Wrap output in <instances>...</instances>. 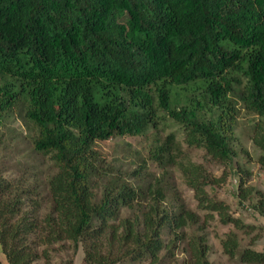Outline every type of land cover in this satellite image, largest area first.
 Wrapping results in <instances>:
<instances>
[{"label":"trees","instance_id":"1","mask_svg":"<svg viewBox=\"0 0 264 264\" xmlns=\"http://www.w3.org/2000/svg\"><path fill=\"white\" fill-rule=\"evenodd\" d=\"M241 109L256 118L264 169V0H0V129L20 119L34 133L32 152L52 164L41 183L0 167L8 263L33 264L70 242L66 264L80 248L84 264H214L209 219L257 226L212 197L218 178L182 144L231 164ZM170 122L182 141L160 134ZM150 131L134 168L100 144ZM244 182L235 196L254 194L264 216V194ZM221 246L240 264H264V249H241L236 231Z\"/></svg>","mask_w":264,"mask_h":264},{"label":"rangeland","instance_id":"2","mask_svg":"<svg viewBox=\"0 0 264 264\" xmlns=\"http://www.w3.org/2000/svg\"><path fill=\"white\" fill-rule=\"evenodd\" d=\"M256 118L248 114L244 109H241L238 126L236 129V136L239 144L236 146L237 154L231 164H225L219 159H214L208 155L204 149H189L185 147L183 142V149L188 152V156L196 163H199L208 171L212 177L218 178L214 184L213 189L210 190L212 197L223 200L230 206L231 213L240 217L244 223L257 226V230L247 232L245 229H235L233 224H222L217 219H209L205 224V234L208 238L209 245V259L214 264H240L238 258L231 259L224 254L221 239L226 237L230 231H236L241 236V249L250 242L256 250L264 249V216L254 208L260 199L254 194L249 196L247 200H241L236 197L238 184L240 178H244V187L254 191H260L264 194V169L258 163V156L261 151L253 143L252 136L254 134L253 125L256 123ZM165 126L160 131L162 136L171 132L178 134L179 141H182V131H179V126L172 124ZM152 131L142 136H125L123 138L110 139L106 142L100 143L107 153L113 158H118L125 168L136 167L138 157L145 156L146 150L150 145V137ZM34 135L32 129L25 126L20 119L10 117L6 124L0 129V167L5 170L7 177H16L19 173L25 172L27 177H31L32 181L43 182L52 170L49 156L44 158L38 153L32 152V140ZM179 176V172L176 171ZM181 192L186 200L187 205L197 210L202 215L205 214L203 209H198L194 193L187 186L179 183ZM238 193V192H237ZM45 194V192H44ZM43 194V195H44ZM243 201V204L241 202ZM247 206V208H246ZM259 236V239L253 243V239ZM44 246H41V251ZM82 248L74 256L73 264H84V255ZM73 256V248L70 242L66 244H58L50 247L46 253L41 254V257L33 262V264H66ZM179 258L183 254H178ZM0 258L4 264H9L2 247L0 245Z\"/></svg>","mask_w":264,"mask_h":264}]
</instances>
